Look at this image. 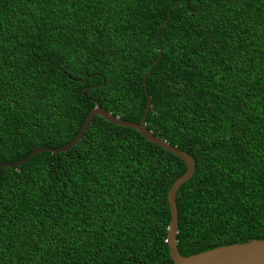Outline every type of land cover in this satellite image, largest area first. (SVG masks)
Masks as SVG:
<instances>
[{
  "label": "trees",
  "instance_id": "trees-1",
  "mask_svg": "<svg viewBox=\"0 0 264 264\" xmlns=\"http://www.w3.org/2000/svg\"><path fill=\"white\" fill-rule=\"evenodd\" d=\"M185 151L187 257L264 239V0H0V163L72 142L99 104ZM186 171L96 116L0 173V264H173Z\"/></svg>",
  "mask_w": 264,
  "mask_h": 264
},
{
  "label": "water",
  "instance_id": "water-1",
  "mask_svg": "<svg viewBox=\"0 0 264 264\" xmlns=\"http://www.w3.org/2000/svg\"><path fill=\"white\" fill-rule=\"evenodd\" d=\"M151 106V100L148 98L144 115L140 123H134L126 120L119 119L109 112L105 111L99 104L90 111L86 117L77 137L70 143L59 148H39L34 150L26 159L18 163H0V173L3 168H16L27 163L34 155L43 152L60 153L66 152L76 145L83 137V134L91 121L96 117L100 116L109 123L116 126L127 127L139 132L145 139L152 144L161 147L165 151H168L172 155L180 158L186 165L185 173L179 177L171 186L168 193V204L170 210V221L167 233V245L169 250V256L173 264H264V239L262 240H251L242 244H230L220 246L212 250L193 254L187 257L181 256L177 248V228H178V214L176 207V194L179 188L188 181L194 171L195 162L194 159L187 154L185 151L179 150L171 146L166 141L158 139L147 130L145 126V119L147 117L149 108Z\"/></svg>",
  "mask_w": 264,
  "mask_h": 264
},
{
  "label": "clouds",
  "instance_id": "clouds-1",
  "mask_svg": "<svg viewBox=\"0 0 264 264\" xmlns=\"http://www.w3.org/2000/svg\"><path fill=\"white\" fill-rule=\"evenodd\" d=\"M167 241V240H166Z\"/></svg>",
  "mask_w": 264,
  "mask_h": 264
}]
</instances>
